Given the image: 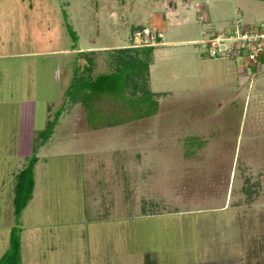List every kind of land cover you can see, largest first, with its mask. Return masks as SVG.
<instances>
[{"label":"rangeland","instance_id":"rangeland-1","mask_svg":"<svg viewBox=\"0 0 264 264\" xmlns=\"http://www.w3.org/2000/svg\"><path fill=\"white\" fill-rule=\"evenodd\" d=\"M204 3L0 0V263L264 264V62ZM148 48L158 114L93 130L65 95L79 53L98 74Z\"/></svg>","mask_w":264,"mask_h":264},{"label":"trees","instance_id":"trees-1","mask_svg":"<svg viewBox=\"0 0 264 264\" xmlns=\"http://www.w3.org/2000/svg\"><path fill=\"white\" fill-rule=\"evenodd\" d=\"M68 31L73 41L78 43L76 31L71 26L68 27ZM153 51V48L144 50L145 60L131 58L126 52H120L124 56H119L117 61L111 65L112 70L98 74L94 73L98 53L95 51L79 53L80 57L86 61V66H77L74 69V76L65 93L68 103L72 105L79 104L86 110L88 124L93 130L116 128L156 116L160 109L159 101L153 93L144 90V87L140 86L138 82L142 77L147 79L146 72L149 70V60ZM259 59L264 62V54ZM139 92H142V94L138 95ZM105 102L114 103L118 109H111L110 112L106 111L101 106ZM62 111L56 113L53 121H48L47 129L41 133L42 139L36 151L48 143ZM37 160L36 156L32 158V163L27 172L30 177H32L33 168ZM26 203L21 204L17 209V213H22ZM15 230L11 237L10 253H7L4 258L8 259L9 254L17 258L19 254L21 243L20 237L15 233L17 229ZM0 264L19 263L18 259H13L11 263L2 260Z\"/></svg>","mask_w":264,"mask_h":264},{"label":"crops","instance_id":"crops-1","mask_svg":"<svg viewBox=\"0 0 264 264\" xmlns=\"http://www.w3.org/2000/svg\"><path fill=\"white\" fill-rule=\"evenodd\" d=\"M202 2H205L203 6L210 11L209 19L212 23L208 22V24L214 25V28L223 27L227 30L232 23H238V29L243 30L246 27L252 29L264 25V0H202ZM36 55L41 56L43 53L28 51L17 54L20 57H38ZM0 57L8 56L0 55Z\"/></svg>","mask_w":264,"mask_h":264},{"label":"built area","instance_id":"built-area-1","mask_svg":"<svg viewBox=\"0 0 264 264\" xmlns=\"http://www.w3.org/2000/svg\"><path fill=\"white\" fill-rule=\"evenodd\" d=\"M264 26V25H263ZM262 28H252L247 30V33L243 35L242 42L244 45L241 47L242 50L249 51L252 59H258L264 54V27ZM243 51V52H245ZM259 52H261L259 54ZM221 50H212V56L220 57Z\"/></svg>","mask_w":264,"mask_h":264}]
</instances>
